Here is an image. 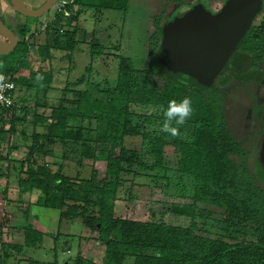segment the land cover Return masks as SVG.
I'll return each instance as SVG.
<instances>
[{"label": "trees", "instance_id": "trees-1", "mask_svg": "<svg viewBox=\"0 0 264 264\" xmlns=\"http://www.w3.org/2000/svg\"><path fill=\"white\" fill-rule=\"evenodd\" d=\"M65 1L52 23L46 25L49 34L56 36L54 40H46L43 45L28 43L25 37L33 35L31 26L21 24L22 39L8 55L0 56V64L4 65L0 73L10 76L15 86L25 91L9 109L0 110V157L8 161L6 170L15 169L18 162L10 160L12 150L18 143L28 142L25 159L19 161L15 174L19 202L28 201L23 194L38 191L35 203L58 210L59 221L79 220L87 227L92 223L98 236L79 239L70 264H264V188L231 159L244 152L224 120V86L231 78L218 73L215 86L213 79L195 87L168 70L163 54L159 64L154 61L155 53L161 51L163 30L160 17H154L146 68L136 69L130 58L117 55V75L112 86L103 87L92 80L91 74H81L74 82L66 81L62 96L50 106L47 95L54 76L53 51L65 50L69 54L61 59L71 58L76 48L75 30L67 27L73 19L81 9L101 15L106 10L125 12L128 5V0ZM195 5L199 4L177 10L167 22ZM263 36V24L250 23L237 47L240 53L252 56L253 64L264 56ZM93 48L88 51L91 61L85 71L92 70L95 55L107 47L94 38ZM38 73L40 81L36 79ZM185 96L191 98L194 112L180 127L181 136L172 137L160 131L163 110L170 100L179 101ZM27 97L34 101L31 121L27 120ZM39 108L50 112L38 113ZM73 120L76 122L71 123ZM54 143L61 146V158L49 165L46 157L53 152L48 147ZM146 159L149 165L144 163ZM100 161L105 164L102 172L94 168ZM166 161L172 167H167ZM69 163L77 166L73 176L66 172ZM86 166L91 172L81 177L79 171ZM143 174L151 179L144 198L153 195L155 189L174 196L175 200L155 204L166 214L189 218V225L115 214L116 201L123 199L128 204L140 199L134 190L143 184L135 179ZM127 175L132 177L127 179ZM128 181L124 198L122 191ZM28 208L27 202L26 212ZM210 208L221 211V238L207 235L197 224V218L212 217ZM20 227L23 245L13 247H49L56 254L57 237L48 238L37 219H26ZM245 228L251 230L250 239L238 242ZM87 244L98 249L96 261L87 254ZM63 245L68 246V242ZM4 263L5 257H1L0 264ZM54 264H58L56 256Z\"/></svg>", "mask_w": 264, "mask_h": 264}, {"label": "rangeland", "instance_id": "rangeland-1", "mask_svg": "<svg viewBox=\"0 0 264 264\" xmlns=\"http://www.w3.org/2000/svg\"><path fill=\"white\" fill-rule=\"evenodd\" d=\"M44 1L45 0H26L31 7H38ZM196 1L197 0H183L184 3L180 4L175 0H128L125 12L119 10H106L101 15H96L92 10L81 9L77 19H73L71 25L67 27L68 29L75 30L74 40L76 41V48L74 52L70 53L71 58L61 59V56L64 54H69L65 50L53 51L51 63L52 71L55 73L57 79V85L61 88L66 84L67 80L69 82H74L81 74H83V76L91 74L90 77L92 80L100 82L101 86H112L114 84V78L117 75V55L130 58L133 67L136 69L146 68L148 64L147 54L149 37L153 31L154 17H160V26L163 28L168 18L173 13L177 10L182 11L187 5V8H189L190 5ZM65 2V0L58 1L48 13L38 18L29 17L26 19L18 13V16L14 17L13 13H11L7 15V19L16 31H18L20 24H30L32 29L30 33L33 35L28 34L25 37L26 42L35 45H43L46 43V40L51 42L56 38V36L52 37L49 34L50 31L46 29V25L52 23L54 15L58 12L57 10L63 8L64 5H66ZM204 2L208 9L216 11L223 5L224 0H204ZM73 12H75V8H73ZM251 24L253 26L263 24L264 28V5L259 10L257 16L252 19ZM54 26L55 24H52L53 28L57 27V25ZM51 33L53 34V32ZM94 38L99 39L107 48H103V52H98L97 50L98 53L95 55L91 66L92 70L89 69L85 71L86 66H88V63L91 61L88 51L95 49L93 48ZM161 60L162 53L158 50L154 55V61L159 64ZM253 63L252 56L242 54L236 49L219 74L231 78L230 82L224 86L226 90V93L223 95L224 120L227 129L240 144L244 152L243 156H231V159L234 160L237 165L243 167L246 174L249 175L256 184L264 188V164L260 158L261 142L264 136V56L258 60L256 64ZM217 77L213 81L214 86L216 85L215 80ZM21 97V94H19L18 100H20ZM56 103L57 102H52L50 106ZM25 106V108L28 109L27 120L31 121L33 117L31 109L32 103L25 104ZM49 112V109L43 110L44 114H48ZM74 122L76 121H71V123ZM48 148L53 152V155L46 157V162L51 165L54 160L60 161L62 152L60 144L54 143ZM26 154L27 149L22 151L20 155H12V159H17L18 162L14 165L15 169L10 167L9 171L6 170L8 168L7 162H0V191L7 186L8 191L11 190L10 197L14 200L17 197V191L13 189L12 186L16 185V169L19 167V161L25 159ZM149 161V159H146L144 163L149 165ZM63 162L67 163V161ZM10 165L13 164L11 163ZM165 165L167 167H172L169 161H166ZM55 168L56 167L53 169ZM76 168L77 166L75 164L69 163L68 170L66 169L67 174L73 176ZM94 168L102 172L105 168V164L103 161L96 162ZM79 172L81 177H87L91 169L86 166ZM131 177V175L126 176L127 179ZM135 182L143 184L139 187L136 186L134 190V193L138 195L140 199L128 202V204L125 203L123 199L116 201V215L129 219L157 220L183 226L190 224L189 218L166 214L160 211L159 204H155L162 200H167L169 202L175 200L176 198L174 196L165 195L160 189H155L153 195L146 196V199L144 198L148 193L146 187L151 186V179L143 174L140 177H136ZM129 183L128 181L122 191L124 193V195L122 193V197L124 198H126L128 193ZM35 197L36 195H31V200H34ZM5 201L7 202V200ZM0 204L2 205L1 201ZM210 210L214 212L212 217L210 219L197 218V224L207 235L221 238L223 234L220 227L222 226L220 220L221 211L217 208H210ZM6 211H9L8 207ZM11 211L14 213V216L10 215V218L7 217V224L9 223L11 228L8 230L2 228L0 230V256H2L5 251H7L8 254L14 253L15 249L9 248L8 245L17 244L18 242L21 243L22 241V231H18L17 228H13L12 226L13 224H21L23 216L22 214H17L15 209H11ZM56 217L57 214L50 213L49 220L44 221V219L40 217L39 221L45 225H47L46 223L49 221L48 226L53 228L52 231H55L57 227ZM63 228L64 230H69L68 234L70 240L68 241V245L70 249L67 250L66 246L63 245L64 239L59 240L57 243L56 249L59 252L57 255L53 253L52 249V251H43L42 249L29 248L27 249L28 257L25 254V262L20 264H54V256L57 257L59 264H64L65 261L69 264L70 260H72L77 253L81 238H95L98 236V231L95 230L92 223L89 227H82V222L79 220H74L72 222L68 221L67 224L61 222V229ZM61 229L60 231H62ZM241 231L242 233L238 235V242L248 241L251 236V230L245 228L241 229ZM87 246V254L91 259L96 261L99 253L98 249L92 247L90 244H87ZM10 261H12V259H7V262L4 264H12Z\"/></svg>", "mask_w": 264, "mask_h": 264}, {"label": "water", "instance_id": "water-1", "mask_svg": "<svg viewBox=\"0 0 264 264\" xmlns=\"http://www.w3.org/2000/svg\"><path fill=\"white\" fill-rule=\"evenodd\" d=\"M24 17L38 18L59 0H45L35 8L24 0H9ZM263 0H225L212 12L201 4L165 23L161 51L164 65L178 79L195 87L209 84L221 71L248 32ZM0 56H6L18 43L15 33L0 17ZM260 158L264 164V136Z\"/></svg>", "mask_w": 264, "mask_h": 264}, {"label": "crops", "instance_id": "crops-1", "mask_svg": "<svg viewBox=\"0 0 264 264\" xmlns=\"http://www.w3.org/2000/svg\"><path fill=\"white\" fill-rule=\"evenodd\" d=\"M194 4H205V2H204V0H199V1L197 0L196 2L193 3V5ZM5 9H7V8L3 7V9H2L4 14H5V12L9 11V10H5ZM8 14H9V12H8ZM53 74H54V76H53V81L51 83V89L49 90L48 95H47V104H49V105L52 102H54V103L57 102L58 98H60L62 96L61 88L64 87L63 86V87L60 88V86L57 85L58 83H57V79H56L55 73H53ZM18 88L16 87V97H18L19 94H21V96H24V92H25L24 89H22V88L18 89ZM27 99H28V101L26 103L27 104L32 103V105H33V102H34L33 99L31 97H27ZM47 109L48 108H39L38 109V113H41L40 111L43 112V110H47ZM45 115H48V114H45ZM26 144H25V142L18 143V146L16 148H14L12 150V152L10 153V155H9L10 160L17 161V159H15V160H14V158L12 159V155L13 156H17V154H19V155L22 154V151L27 149ZM0 162H8V161L6 159H2L0 157ZM5 187H6L5 190L2 189L0 191V201L2 202V205L0 204V219L2 217H5V218H2L1 221H0V230L2 228H4V230H8L9 228H11V226H9V223L7 224V217L10 218V215L14 216V213H12L11 209H15L17 211V214H22L23 221H22L21 224H13L12 227L13 228H17L18 231L19 230L22 231V234H21V240L22 241H21V243L18 242L17 244L8 245L9 248H14L15 252L8 254L7 251H5L3 253V255L0 256V258L1 257H5V262H7V259H12V261H10L12 264H18V263L20 264L22 262H25L24 258H26L27 249L33 248V247H22V249L19 250V249L13 247V246H16V245L21 246V245H23L24 234H23V230L21 229L20 226L24 223V221L26 219H28V220H34V219L36 220L37 219V221L39 222V226L41 227V229H43L45 231L46 236L48 238H50V239H52V238H54L56 236L57 237V241H59L61 239H64V242H68L70 240V237H69V234H68L69 230H67V229L64 230V228L61 229V222L67 224L68 221H66V220L59 221V211L55 210V209H52V208L43 207V206H40L37 203H35L36 199H37V196H39V192L38 191H35V192L31 193V194H28V193L23 194V197H25V199H28V201L25 200V201H23V203H20L19 202V188H18L17 182H16L15 186H12V188L17 191V197H16L15 200L12 197H10L11 190L8 191L7 186H5ZM3 191H6L5 195L3 194ZM31 195L32 196L36 195L34 200H31ZM4 197H6L9 201L6 202ZM27 202H28V205H29L28 212H26L27 211L26 210ZM7 207L9 208V211H6ZM52 211H55V212H52ZM3 213H8V214H3ZM50 213L57 214V217L55 219L57 227H56L55 231H52L53 228H50L48 226V222L49 221H47V223H46L47 225H45L41 221H39L40 217L43 218L44 221L45 220H49L50 219L49 218L50 217ZM70 222H72V221H70ZM82 227H87V226L82 224ZM60 229L62 231H60ZM34 248L42 249L43 251H52L49 247H45V248H43V247H34ZM66 249L67 250L70 249L69 245L66 246ZM53 253H54V251H53ZM56 254H59L58 250L56 251ZM27 257H28V255H27ZM54 261H55V256H54ZM57 263L59 264L58 259H57ZM64 264H68V262L65 261Z\"/></svg>", "mask_w": 264, "mask_h": 264}, {"label": "clouds", "instance_id": "clouds-1", "mask_svg": "<svg viewBox=\"0 0 264 264\" xmlns=\"http://www.w3.org/2000/svg\"><path fill=\"white\" fill-rule=\"evenodd\" d=\"M4 67L0 64V68ZM36 79L42 80V76L38 73ZM5 76L0 73V88H3V81ZM12 87V85H7ZM194 109L192 107V100L190 97L185 96L179 101L172 99L168 102L167 108L163 110V122L160 126V131L168 133L172 137H180V127L193 115Z\"/></svg>", "mask_w": 264, "mask_h": 264}, {"label": "built area", "instance_id": "built-area-1", "mask_svg": "<svg viewBox=\"0 0 264 264\" xmlns=\"http://www.w3.org/2000/svg\"><path fill=\"white\" fill-rule=\"evenodd\" d=\"M4 75V74H3ZM5 80L2 82L5 85L3 88H0V110L9 109L16 99V86L12 81L10 76L4 75ZM7 85H12V87H7Z\"/></svg>", "mask_w": 264, "mask_h": 264}, {"label": "flooded vegetation", "instance_id": "flooded-vegetation-1", "mask_svg": "<svg viewBox=\"0 0 264 264\" xmlns=\"http://www.w3.org/2000/svg\"><path fill=\"white\" fill-rule=\"evenodd\" d=\"M60 1V0H59ZM225 1V0H224ZM24 2H25V4L27 5V6H29L28 5V3L26 2V0H24ZM263 5H264V2H263ZM3 7L4 8H7V9H5V10H9V11H7V12H5V14H4V12H3ZM29 7H31V6H29ZM31 8H35V7H31ZM210 11H212V12H215V11H213V10H211V9H209ZM217 11V10H216ZM8 12H9V14H8ZM49 12V11H48ZM47 12V13H48ZM11 13H13V15H14V17H16V16H18L17 15V12L14 10V8L11 6V4H10V1L9 0H0V17H1V19H2V21H3V23L6 25V24H8V25H6L10 30H12L14 33H15V35H16V37H17V39H18V42H20V40H21V36H20V34H19V29H20V26H19V29H18V31H16L13 27H12V25L10 24V22H8V19H7V15H10ZM19 14V13H18ZM23 16V15H22ZM257 16V15H256ZM255 16V17H256ZM254 17V18H255ZM26 19L27 18H29V17H25ZM36 20V19H35ZM25 24V23H24ZM21 25V24H20ZM252 25V24H251ZM10 26V27H9ZM1 38V37H0ZM228 62V61H227ZM226 62V63H227ZM222 70V69H221Z\"/></svg>", "mask_w": 264, "mask_h": 264}]
</instances>
